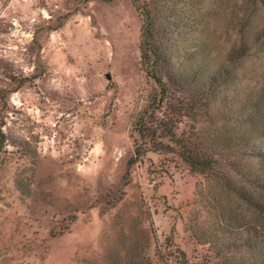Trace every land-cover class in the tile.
Listing matches in <instances>:
<instances>
[{
  "label": "rangeland",
  "instance_id": "1",
  "mask_svg": "<svg viewBox=\"0 0 264 264\" xmlns=\"http://www.w3.org/2000/svg\"><path fill=\"white\" fill-rule=\"evenodd\" d=\"M163 6L175 75L129 0H0V264H264V0Z\"/></svg>",
  "mask_w": 264,
  "mask_h": 264
},
{
  "label": "trees",
  "instance_id": "2",
  "mask_svg": "<svg viewBox=\"0 0 264 264\" xmlns=\"http://www.w3.org/2000/svg\"><path fill=\"white\" fill-rule=\"evenodd\" d=\"M129 1L140 19L139 57L141 67L144 68L146 75H159L160 71L154 67L149 68V65L152 63L153 66H156V64L162 63L170 67L167 71H163L164 75H175L171 68V62L174 58H178L176 54H178L179 47L174 45L177 40L172 37V28L176 29L180 24L171 23L174 16L173 10L170 13L167 12L168 8L163 6L164 0H148L142 4L138 0ZM161 47L165 49V52L158 50ZM152 48L155 52L152 51Z\"/></svg>",
  "mask_w": 264,
  "mask_h": 264
},
{
  "label": "water",
  "instance_id": "3",
  "mask_svg": "<svg viewBox=\"0 0 264 264\" xmlns=\"http://www.w3.org/2000/svg\"><path fill=\"white\" fill-rule=\"evenodd\" d=\"M106 78H107L108 80H110V76H109V75H106Z\"/></svg>",
  "mask_w": 264,
  "mask_h": 264
}]
</instances>
